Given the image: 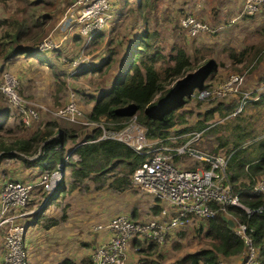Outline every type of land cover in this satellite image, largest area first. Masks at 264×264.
<instances>
[{"label":"rangeland","instance_id":"obj_1","mask_svg":"<svg viewBox=\"0 0 264 264\" xmlns=\"http://www.w3.org/2000/svg\"><path fill=\"white\" fill-rule=\"evenodd\" d=\"M72 1L0 0V19L9 17L25 18L28 27L26 34L28 39L15 45V47L31 48L33 50L36 40L38 41L39 38L41 40L45 36L48 37L51 33V37L54 39V33L57 34V30L63 27V23L59 24L60 19ZM136 1L109 0V17L107 22L101 31H99V35L94 37L89 44L82 45V39L76 45L66 43L62 46L60 44L58 46V48L60 47L58 56L55 52L46 53L42 56V53L33 50V55L54 60L57 63H53L51 69L46 64H41V66L37 67L35 63L40 62L34 56H26L24 53L18 54L17 57H11L6 61L0 59V82L3 72L10 73L16 79V91L18 95L26 99L25 101L28 104L39 106L37 119L26 127L21 124L15 114L9 115V112L12 110L7 107L6 99L0 94V122L3 126L0 136L27 139L31 135L37 134L39 136L46 122L62 124L63 121L55 117L53 112L68 101L70 94L78 96L81 111L85 116L87 112L84 109L88 102L87 96H84L86 94L85 91H89L90 94L94 92L91 90L94 88L95 92H99L109 82L117 78L120 68L116 65L119 64V61L124 64L128 56L129 47L133 46V42L140 32L144 28H147L156 33V43H153V47L158 46L160 51L165 55L170 54L173 48L179 47L192 59L194 57V50H197V53L205 58L202 62L198 63L199 66L208 59L214 61L215 71L208 74L204 79V84L207 86L205 90H215L216 86L230 75L239 74L243 77V82L238 90L223 97H211L209 95L199 98V91L197 89L193 90L189 95L188 102L181 109L175 111L183 117L185 126L193 125L196 121L207 117L205 120H202L203 127L201 129H204V131L201 138L191 144L190 147L212 151L221 140L228 141L227 136L230 135L231 129L230 121L238 114L241 115L244 107L250 101H254V98H257L258 94H264V52L261 53L258 61L254 60L251 63L245 61L240 64H231L228 58L230 49L234 50V52L245 49L247 59L250 54V47L264 40V4L251 16H240L239 11L242 0H147V3L140 9L137 8ZM33 3H37L35 4L36 6L33 7ZM20 7L21 10L17 11L16 8ZM66 14H68V11ZM184 14H190L210 28H215V30L212 32L189 34L179 26V20ZM55 26H57V29L53 31ZM73 28L69 31L64 29L61 33L66 36L68 34L71 38L76 33V30ZM67 44L69 45L67 46ZM108 50H113L109 57L108 66L101 65V68L97 70L98 74L91 76L89 73L87 75L88 77L91 76L89 78L78 72L70 63L67 65L68 59L78 53L92 60L94 67H98V62H100L99 64L104 63L105 58L108 56ZM123 54L125 55L122 58ZM28 57L36 61L31 60L29 63L27 61ZM94 60L95 63L93 62ZM112 63L116 65H112ZM108 72H111V75L108 77H113L107 81ZM193 88L195 89V87ZM239 104L242 105L241 109L240 111H236ZM229 106L230 110L225 114L226 107L228 108ZM246 111L250 119H245V121H248L250 126H253L255 132L264 129V103L261 105L260 117H254L257 111L255 106L247 108ZM222 113L223 115H221ZM5 114L9 115L10 118L4 117ZM179 124L183 126L184 123ZM77 128L79 129H77V139L75 142L81 141L83 134L94 130L88 126ZM53 131L55 132V129ZM263 133L257 132V136H263ZM229 143L227 142L226 144L227 148L231 147ZM65 146L70 149L73 146V142L67 141ZM40 147L41 144L39 143L33 154H29L24 158L33 159L34 157L30 158V156H36ZM227 148L217 147L216 152H225ZM21 157L23 158V156ZM7 158L0 159V183L6 177L11 178L12 174L16 172L21 173V175L16 177L21 178L20 180L23 184L30 185L29 201H27L25 208L27 211L32 210V208L36 210L33 216H23L19 218L20 220L26 223L29 220L33 222L34 219H42V216L46 217V214H49L55 208H58L59 213L61 214L62 212L65 217H68L71 213L74 214L77 222L84 220L82 216H90L97 212L92 218L76 225L79 233L75 238L78 240L81 238L80 243L86 242L84 240L89 237L87 244H78L79 247L89 246L90 243L94 247L98 243L93 242L90 237V234L94 233L91 228L95 225V222L100 224L106 221L104 220L105 218L108 219L117 213L127 212V214H130L134 213V210L135 215L132 217L137 222H146L154 216L151 210L153 201H151L149 194L142 191L139 192L128 186L129 184L123 188L124 192L113 190L107 186V182L105 181L110 177L98 181L84 180L72 188L76 190L75 193H70L71 179L67 167L64 169L62 175L67 190L56 193L54 197L51 196L48 199L47 196L53 193L55 187L51 191L45 189L44 184L40 181L41 176L36 171L39 166L32 165L28 167L18 158ZM173 160L174 162H180L181 169H195L197 167V162L188 153L178 155ZM35 166L36 168H33ZM113 172L109 171L110 174ZM60 214L58 217H60ZM70 218L71 216H69L68 221ZM60 219L58 218V220ZM58 220H56V223H58ZM21 224L24 228L26 227V224ZM196 225L191 222L186 228L176 231V233L183 232L182 236L175 233L172 239L167 238L165 241L167 245L162 244L160 246V254L164 252L162 254H165L169 260L170 254H172L171 259H174L184 252H194L200 248L207 247L208 239L201 235L202 233L197 234L193 231ZM0 235L2 236V228H0ZM47 238L49 239L45 241V247H41V243L39 244L37 237L34 238L33 243L35 244L32 246L31 252H29L27 264L53 263L55 259L51 257V252L55 249L59 251L61 248L60 244L65 242L66 239L61 240L62 237H57V235L51 237V234ZM134 239L138 240L135 235H132L127 241L128 245ZM173 244L177 245V247H174ZM129 246V248H132L131 244ZM138 246L135 247L137 248ZM85 249L82 248V251ZM178 249H180L179 252H177ZM132 251H134V248ZM2 252V240L0 238V256ZM61 257L59 258L61 259Z\"/></svg>","mask_w":264,"mask_h":264},{"label":"trees","instance_id":"obj_2","mask_svg":"<svg viewBox=\"0 0 264 264\" xmlns=\"http://www.w3.org/2000/svg\"><path fill=\"white\" fill-rule=\"evenodd\" d=\"M136 2L137 8L140 9L147 3V0H137ZM35 4L37 3H33L32 6H36ZM16 10H21V7ZM27 31L28 27L23 17L0 19V59L2 61L19 53L32 54L31 48L15 47L28 39ZM98 35L99 32L95 33L93 38ZM155 38V31H150L147 28H144L136 37L117 78L108 88L91 98L92 106L85 115L89 121L103 120L105 123H109L104 124L105 128L117 129L122 126L128 116L118 115L116 111L135 106L133 114H135L136 121L144 126L149 139L165 138L170 133L181 134L203 127L202 120L207 117L196 121L193 125L185 126L183 117L175 111L181 109L188 102L189 95L193 90L206 89L204 79L215 71V63L205 76L194 73L190 81L186 82L192 71L200 67L198 63L205 58L198 54L197 50H194L192 59L179 47L173 48L170 54L165 55L158 46L153 47V43H156ZM39 40L40 38L38 41L36 40V44ZM112 52L113 50H108V56L104 63L99 64L98 67L89 68V71L98 70L101 65L106 66ZM262 52H264V40L250 47L247 59L245 49L239 52L230 49L228 58L231 64H240L245 61L251 63L254 60L258 61ZM46 62L51 69L52 64L49 61ZM257 98L244 107L241 115L238 114L230 121L231 129L230 135L227 136L228 141L221 140L217 147L227 148L226 144L230 142L231 147L224 152L229 154L225 173L227 182L237 195L238 201L248 208L261 207L258 213L251 215H247L243 209L236 206L225 205L223 210L251 229L249 234L253 246L256 248V262L264 264V197L251 190L253 181L264 172V135L257 136V132L262 134L264 129L255 132L253 126L245 121V119H250L246 109L251 106H255L257 110L254 117L261 116L260 110L264 103V94H258ZM229 110L230 106L226 107L224 113L227 114ZM62 121V124L46 122L39 136L31 135L27 139L0 136V159L4 157L18 158L26 165L35 162L50 170L55 167L57 162L62 161L65 153L64 144L71 141L77 160L70 159L64 163V167L69 169L71 179L69 189L74 188L85 179L98 181L105 180L107 177H110L105 180L107 186L113 190L127 187L129 174L144 159V155L136 153L128 146L115 140L95 139L100 133L99 128L83 134L81 141L75 142L77 129H79L77 127L83 125ZM182 122L183 126L179 124ZM2 130L3 126L0 122V135ZM39 143L41 147L36 157L31 160L24 158L33 154ZM217 147L212 150L213 153L216 152ZM109 171L114 172L110 174ZM64 189L65 184L62 177L50 197H54L56 193L62 192ZM210 206L213 209V215L205 220V227L199 224L193 228L194 232L202 233L201 235L208 239L207 247L182 255L174 261V264H217L220 257L238 255L242 252V241L227 225L223 210L218 208L215 203H210ZM151 210L153 214L157 213L158 204H155ZM63 217L62 214L60 218ZM45 222L43 225L49 227L56 224L57 221L48 218ZM176 234L182 236L183 232ZM172 238L168 237V239ZM137 241L139 246L136 248V253L142 254L143 260L149 258L146 260L149 264H159L162 257L157 253L158 246L163 243L158 244L153 240L146 239ZM155 253L157 255H154ZM56 264H92V261L89 256H84L78 261L64 257Z\"/></svg>","mask_w":264,"mask_h":264},{"label":"built area","instance_id":"obj_3","mask_svg":"<svg viewBox=\"0 0 264 264\" xmlns=\"http://www.w3.org/2000/svg\"><path fill=\"white\" fill-rule=\"evenodd\" d=\"M264 4V0H242L239 15L251 16ZM109 0H73L60 19L63 30L72 27L82 39V45L91 43L95 33L101 31L109 17ZM68 11V14L66 12ZM58 26V25H57ZM179 26L189 34L212 32L205 23L190 14H184L179 20ZM59 41L51 37H43L35 46L39 51L55 49ZM69 63L78 72L86 69L89 60L83 54L76 53ZM243 82L239 74L230 75L218 84L215 90H199L198 97L219 96L234 93ZM16 79L8 72L2 73L0 94L6 99V105L16 115L23 126H29L37 119L39 106L28 104L16 91ZM241 104L236 111H240ZM59 120L80 123L93 129L99 128L100 133L95 139H111L123 143L144 159L138 163L129 174V185L139 192L150 194L158 212L146 222H137L128 214L120 212L106 221L92 226V231H106L108 236L102 242L91 248L89 258L92 264H126L125 251L128 239L135 235L138 240H153L164 243L168 237H173L176 231L192 224H202L213 215L210 203H215L222 209L225 205L236 206L247 215L258 213L261 207L248 208L243 206L227 182L225 168L229 154L190 147L197 142L204 129L192 130L181 134L170 133L165 138L149 139L143 125L136 121L135 114L128 116L117 129L105 128L103 120L89 121L82 113L78 98L73 94L68 101L53 112ZM58 147V146H57ZM184 153L197 162L195 169H181L180 162H174L178 155ZM70 159L77 160L73 146L63 155L62 161L55 164L51 171H44L40 176L45 189L51 191L63 177L64 163ZM251 190L264 197V172L252 183ZM30 185L15 179H4L0 184V228H2V245L0 264H27L33 242L24 239L25 228L17 218L26 215L25 207L29 201ZM120 192H124L121 189ZM226 219H231L233 233L242 241V264H257L256 248L250 237L251 229L239 222L228 212ZM217 264H222L220 261Z\"/></svg>","mask_w":264,"mask_h":264},{"label":"crops","instance_id":"obj_4","mask_svg":"<svg viewBox=\"0 0 264 264\" xmlns=\"http://www.w3.org/2000/svg\"><path fill=\"white\" fill-rule=\"evenodd\" d=\"M57 29V26H55L54 28H53V31L54 30H56ZM61 29V31H59ZM60 29L59 30H57V34L56 33H54V39L56 40V41H59L60 40V38H61V36L63 35V33H61L62 32V30H63V27H60ZM52 31V32H53ZM57 39H56V38ZM69 37V38H68ZM59 38V39H58ZM73 40H72V39ZM71 38H70V36H68V34H67V36L64 38V39H62L60 42H59V45L58 46H60V44L63 46L64 44H66V43H69V44H73V45H76V43H78L79 42V38H78V35L76 34V33H74L72 36H71ZM69 44H67V46L69 45ZM36 46V45H35ZM35 46L33 47V50H36L37 52H40V53H42V56H43V54H46V53H50V52H55V54H57V56L59 55V53H58V50H60V47L58 48V46L55 48V49H49V50H44V51H39V50H37L36 48H35ZM32 50V51H33ZM129 50H130V47H129V49H128V52H129ZM128 52H127V55H128ZM19 54H21V53H19ZM18 55V54H17ZM17 55H14L15 57H17ZM124 55L125 54H123L122 55V58L124 57ZM14 56H12V57H14ZM26 56H34L35 58H36V60L37 61H39L40 63H35V65L37 66V67H39V66H41V64H46L47 65V62L46 61H49V63L50 64H57L56 62H54V60H48V59H44L43 57H41V56H35V55H33V54H31V55H26ZM73 56V55H72ZM71 56V57H72ZM49 57H51V56H49ZM71 57L68 59V61H67V65L69 64V60L71 59ZM11 58V57H10ZM122 58H121V60H122ZM44 60V62H42L41 63V60ZM53 59V58H52ZM9 60V59H8ZM36 61L35 59H33V58H29L28 57V59H27V61L30 63V61ZM88 60H89V58H88ZM94 63H95V60L93 61ZM121 61H119L118 63L119 64H114V63H112V65H116V66H119L118 68H120L121 69V66H123L124 64H123V62H121ZM99 63L100 62H98V64L97 65H99ZM124 63H125V61H124ZM108 66V64L106 65V67ZM92 67H94L93 66V63H92V60H89V65H88V67L86 68V69H84L82 72H81V74L82 75H84L86 78H89V77H91V76H93V75H96V74H98V72H97V70H94V71H92V70H90L89 71V68H92ZM119 72H120V70H119ZM91 74V76H87L88 74ZM109 75H111V72H108L107 73V81H108V79H111L112 77H108ZM115 75V74H114ZM115 80V79H114ZM113 80V81H114ZM107 81H105V82H107ZM111 81V80H110ZM113 81L112 82H109V84L106 86V87H104L102 90H104V89H106V88H108L112 83H113ZM92 91H94V92H91L90 94H89V91H85L86 92V94L84 95L83 93V95L86 97L87 96V100H88V102L86 103V107H87V109H86V107H85V109H84V111L85 112H88L89 111V109H90V107L92 106V103H93V100L91 99V98H94L95 96H97V94L100 92V91H102V90H100L99 92H95V90H94V88L93 89H91ZM73 93V92H72ZM97 93V94H96ZM92 94H93V96H92ZM71 95H73V94H70V96ZM69 96V97H70ZM76 98H78V96L76 95ZM256 98V97H255ZM254 98V99H255ZM69 99V98H68ZM79 100V99H78ZM78 104H79V102H78ZM79 107H80V105H79ZM1 114V113H0ZM4 117H6V118H10V116L8 115L7 116V114H5V116ZM64 148H65V153L64 154H66V153H68L69 152V150L71 149H68V147L67 146H65V144H64ZM35 158V156H30V158ZM9 158H11V157H9ZM13 158V157H12ZM2 159V158H1ZM4 159H8L7 157H4ZM29 160H31V159H29ZM22 162V161H21ZM32 165H38L37 167H38V170H36L38 173H39V176L44 172V171H48V169L47 168H44V167H42V166H40L39 164H35V162H33V163H31V165H26V166H32ZM36 166L35 167H33V168H36ZM66 167H64V169H65ZM29 170V169H28ZM7 174V173H6ZM8 174H9V171H8ZM18 175H21V173H19V172H16V173H14V174H12V177L11 178H7L6 177V179H15V180H18V181H20V182H22L20 179L21 178H18V177H16V176H18ZM9 177V176H8ZM85 180H87V179H85ZM23 183V182H22ZM1 184V183H0ZM76 187V186H75ZM65 190H67V188H65L64 189V191ZM71 190H74V191H71ZM68 191H69V189H68ZM75 189H70V193H75ZM113 191V190H112ZM150 195V194H149ZM150 197H151V201H153V204H151V205H155V203H154V200L155 199H153V197L150 195ZM51 198V197H50ZM152 206V207H153ZM48 208H49V206H48ZM26 209V208H25ZM26 212H28L26 215H23V216H33V213L34 212H36V210L35 209H33L32 208V210H29V211H27V210H25ZM110 212L111 213H113V211H111L110 210ZM134 213H130V214H128L132 219H134L132 216H134L135 215V210L133 211ZM97 212H95V213H93V214H91L90 216H82V218L84 219V220H82L81 222H83V221H85V220H87V219H89V218H92V216L93 215H95ZM124 213H126L127 214V212H124ZM59 211H58V208H55L54 210H52V211H50L49 212V214H46V217L45 216H42V219L41 218H37V219H34V221L32 222L31 220H29V222H24V221H22V220H20L19 218H17V222H19V223H23V224H26V227H25V237H24V239L27 241V242H34L33 240H34V238H36L37 237V241H39V244L41 243V247H45L46 246V243H45V241L46 240H48L49 238H47V236L49 235V234H51V237L53 236V235H57V237H62L61 238V240H63V239H66L65 240V242H62L61 244H60V250L59 251H57L56 249L54 250V251H52L51 252V257L52 258H54L55 260L53 261V263L52 264H56L59 260L58 259H60L59 257L60 256H62L61 257V259L63 258V257H66V258H70V259H72V260H74V261H78L80 258H82V257H84V256H90V252H91V248H92V243H90V245L88 246H81V247H79L78 246V244H87V242H88V240H89V237H87L86 238V240H84V241H86V242H81L80 243V241L82 240L81 238H79L80 240H78V239H76L75 238V236H77L78 235V233H79V230H78V228L76 227V225L77 224H79V223H81V222H77V219H75L74 218V214H70L69 216H71V218L69 219V221H68V218H69V216L68 217H63L62 219H60V217H58L59 216ZM61 214H63L62 212H61ZM61 214H60V216H61ZM153 214V213H152ZM151 214V215H152ZM51 215H53V216H51ZM156 215V213L154 214V216ZM22 216V217H23ZM153 216V217H154ZM48 218H51V219H54V220H58V218L60 219V220H58V223H56L55 225H52V226H49V227H45L44 225H43V223L45 224L46 222H45V220L46 219H48ZM86 218V219H85ZM152 218V217H151ZM41 219V220H40ZM106 219V218H105ZM104 219V220H105ZM95 224H97L96 222H95ZM27 226H29L28 227V229H27ZM35 228H36V230H35ZM40 228V229H39ZM37 229H39V230H37ZM33 232H34V234H33ZM94 232V231H93ZM81 234H83V233H81ZM36 235V236H35ZM107 236H108V234H107V232L106 231H97V232H94V233H91L90 234V237H91V240L93 241V242H102L103 240H105L106 238H107ZM0 238H1V240H2V236L0 235ZM35 244V243H34ZM33 244V245H34ZM131 244V246H132V248H129L130 245ZM128 246H127V248H126V251H125V262H126V264H149V263H147V261L146 260H148V259H144L143 260V255L142 254H138V253H136V250H135V246H137V245H135V244H138L139 245V242L137 241V240H132L131 241V243H130ZM164 245H167V242L166 243H163ZM66 245V246H65ZM134 245V246H133ZM163 245V246H164ZM174 245V244H173ZM161 246V245H160ZM160 246H158V249L159 250H161L160 249ZM166 247H168V246H166ZM2 248H3V245H2ZM81 248V249H80ZM82 248H86L85 250H83L82 251ZM133 248H134V251H132L133 250ZM180 251V249H178L177 250V252H179ZM189 252H192V251H188V252H184L182 255H184V254H186V253H189ZM157 253H159L160 254V251H158ZM157 253H155L154 255H157ZM162 253H164V252H162ZM161 253V254H162ZM133 254V255H132ZM181 254L180 255H178L177 257H175L174 259H171V257H172V254H170V258H169V260H168V258H166V255L165 254H162L161 255V257H162V259H161V261H160V263L159 264H165V263H167V264H174V261L176 260V259H178L179 257H181L182 256ZM0 260H1V256H0ZM163 260V261H162ZM219 261L222 263V264H241L242 263V254L240 253V254H238V255H232V256H228V257H220V259H219Z\"/></svg>","mask_w":264,"mask_h":264},{"label":"water","instance_id":"obj_5","mask_svg":"<svg viewBox=\"0 0 264 264\" xmlns=\"http://www.w3.org/2000/svg\"><path fill=\"white\" fill-rule=\"evenodd\" d=\"M213 64H214V61L212 59H208L207 61L204 62V64L202 66H200L192 74H190V77L186 80V82L190 81V79H191V77L193 76L194 73H196V74L200 73L201 75L205 76L210 71V69L212 68ZM171 92H172V90L170 91V93ZM134 112H135V106H129V107H126L124 109L117 110L116 114L130 116ZM47 197H48V199H50V196H47ZM226 223H227V225L229 227L233 226V223H232L231 219H227Z\"/></svg>","mask_w":264,"mask_h":264},{"label":"clouds","instance_id":"obj_6","mask_svg":"<svg viewBox=\"0 0 264 264\" xmlns=\"http://www.w3.org/2000/svg\"><path fill=\"white\" fill-rule=\"evenodd\" d=\"M205 90V89H204ZM199 91V90H198ZM40 150V149H39ZM36 157V156H35Z\"/></svg>","mask_w":264,"mask_h":264}]
</instances>
